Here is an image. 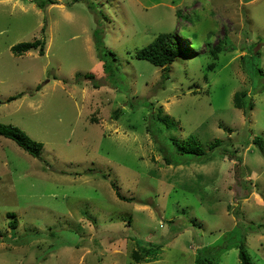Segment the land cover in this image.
Segmentation results:
<instances>
[{
	"label": "rangeland",
	"instance_id": "rangeland-1",
	"mask_svg": "<svg viewBox=\"0 0 264 264\" xmlns=\"http://www.w3.org/2000/svg\"><path fill=\"white\" fill-rule=\"evenodd\" d=\"M38 1L0 0V124L44 143L39 159L0 135V264H195L225 244L214 264H240L242 240L264 264V0ZM174 31L189 51L164 80L134 54ZM36 39L44 55L12 51ZM191 135L207 157L169 164L165 138ZM149 242L159 259L136 261Z\"/></svg>",
	"mask_w": 264,
	"mask_h": 264
},
{
	"label": "trees",
	"instance_id": "trees-1",
	"mask_svg": "<svg viewBox=\"0 0 264 264\" xmlns=\"http://www.w3.org/2000/svg\"><path fill=\"white\" fill-rule=\"evenodd\" d=\"M75 1H78V0H75ZM37 3L40 8L45 9L48 5L56 3V0H39ZM94 35L96 38V48L100 51L99 53L100 58L103 61H105V71L110 77L115 78L117 75L116 71H118V69L113 71L111 69V66L106 63L107 56H109V54L110 53L112 54L113 52L112 50L107 49L104 39H103L102 30L100 28H97L94 30ZM44 47H45V40L36 39L34 41H24V42L17 43L12 46V51L17 55H22L26 51L39 48L40 54L44 55L45 54ZM218 48H220V46H218L217 49ZM217 49L214 48L215 51H217ZM214 50L212 51L213 54H215ZM188 51L189 50L183 46L182 41L180 37L178 36V34L176 33V31H174V32L160 33L159 35H157V37L153 41H151L149 44L140 48L134 54V56L136 58L148 60L152 64L156 66H161L164 69H166L165 73H163V79L165 80V79H168L170 76L169 70L171 69V64L179 56L188 54ZM213 66L214 64L209 65L210 68H212ZM86 76L93 77L92 75H88V74ZM20 95L21 94L10 96L8 100L12 101L18 98ZM234 104L238 108L243 109L245 112H249V108L253 107V101L251 100V97L249 98L246 92L237 91L234 95ZM155 119H156L155 123L159 124L157 125V128L161 132L165 131V128H166L165 124H167L168 126V128L166 129H169L171 122H172L170 121L169 116H166V115L162 116L161 111L157 112ZM0 135L14 140L20 147H22L24 150H26L28 153H30L34 157L39 158V159L43 158L42 151H43L44 143L41 141L34 140L20 127L12 125V124L8 125V124L1 123L0 124ZM165 139L171 140L173 150H176L175 152L183 156V158L180 159L179 161H173L171 159L170 153L168 155H165V159L169 162V164L174 163V162L178 164H188L192 161H201L203 160L202 158L207 157L206 149H204V147L200 143V140L196 138L194 135H191L187 139H184L182 143H180V140H178L177 138L173 136H167ZM254 142L259 145L261 150H264V139L262 137L256 136L254 138ZM219 144H220V141L216 140L215 143L209 146L210 150L212 151ZM169 151H170V148H169ZM9 223L12 228L17 227V219H14L10 221ZM143 245L144 243H141L140 247H143ZM231 246L232 244H225L222 247H219V249L218 248L214 249L213 247L209 248V251L207 247L202 248L200 249V251H198V254H196L197 257L195 259V264H214L216 260L214 253L216 252L217 254L219 251L227 250ZM236 246L239 249L240 264H255L252 260L251 255L246 249L243 243V240L237 243ZM161 248H162L161 244L156 245V244H152V242H149L147 243V245H144L141 251V252H144V254H142L139 251V249H137L136 251H134L133 255L136 261L156 260V259H159L158 255L160 253Z\"/></svg>",
	"mask_w": 264,
	"mask_h": 264
}]
</instances>
